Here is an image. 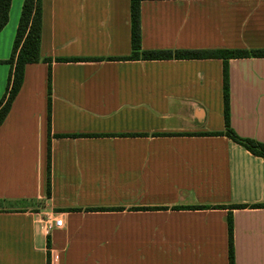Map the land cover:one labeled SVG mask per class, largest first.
<instances>
[{"label":"crops","instance_id":"0c3cea01","mask_svg":"<svg viewBox=\"0 0 264 264\" xmlns=\"http://www.w3.org/2000/svg\"><path fill=\"white\" fill-rule=\"evenodd\" d=\"M140 34L142 51L264 50V0L142 1ZM130 39V0H41L50 133L48 64H29L0 125V264H228V213L234 264H264V159L205 135L224 129L222 60H118ZM228 84L230 127L264 144V58L228 60Z\"/></svg>","mask_w":264,"mask_h":264},{"label":"trees","instance_id":"16d2710c","mask_svg":"<svg viewBox=\"0 0 264 264\" xmlns=\"http://www.w3.org/2000/svg\"><path fill=\"white\" fill-rule=\"evenodd\" d=\"M15 0H0V32L8 23L9 9ZM21 11L15 32L10 58L5 62L10 66L5 94L0 101V125L6 118L11 104L18 94L24 76L26 65L44 62L48 64L47 73V126L50 133V64L51 59L40 58L39 45L41 36V0H21ZM142 1L160 0H130V42L131 54L127 58L118 60H166V59H220L222 60V104L223 124L221 132L205 133L207 136H225L234 143L249 151L252 155L264 159V144L248 138L239 137L230 127L229 112V84H228V60L239 58H264V50H210V51H142L140 34V3ZM82 58H57V62L84 61ZM102 60V59H95ZM111 60V58H109ZM50 152H47V181L46 196L50 195ZM243 207V206H235ZM205 207H191L188 209H203ZM231 209V208H228ZM228 264H234L233 249V222L232 215L228 213Z\"/></svg>","mask_w":264,"mask_h":264},{"label":"built area","instance_id":"2783aa9c","mask_svg":"<svg viewBox=\"0 0 264 264\" xmlns=\"http://www.w3.org/2000/svg\"><path fill=\"white\" fill-rule=\"evenodd\" d=\"M45 223L46 224L41 225L39 227V229L41 231H45V233H47L52 228H59V227H61L62 220L61 219H55V218H53L52 220L48 219L47 221H45ZM55 259H56V256H54V260Z\"/></svg>","mask_w":264,"mask_h":264},{"label":"rangeland","instance_id":"374dc122","mask_svg":"<svg viewBox=\"0 0 264 264\" xmlns=\"http://www.w3.org/2000/svg\"><path fill=\"white\" fill-rule=\"evenodd\" d=\"M15 1H20L21 3H22V1L21 0H15ZM14 2V1H13ZM3 90H2V94L1 95H3L4 94V90H5V88H2Z\"/></svg>","mask_w":264,"mask_h":264}]
</instances>
